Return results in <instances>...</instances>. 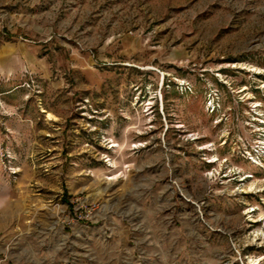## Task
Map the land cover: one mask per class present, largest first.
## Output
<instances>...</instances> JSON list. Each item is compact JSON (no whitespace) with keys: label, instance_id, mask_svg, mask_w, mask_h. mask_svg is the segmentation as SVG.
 Listing matches in <instances>:
<instances>
[{"label":"rangeland","instance_id":"374dc122","mask_svg":"<svg viewBox=\"0 0 264 264\" xmlns=\"http://www.w3.org/2000/svg\"><path fill=\"white\" fill-rule=\"evenodd\" d=\"M260 100L264 0H0V264H264Z\"/></svg>","mask_w":264,"mask_h":264},{"label":"built area","instance_id":"2783aa9c","mask_svg":"<svg viewBox=\"0 0 264 264\" xmlns=\"http://www.w3.org/2000/svg\"><path fill=\"white\" fill-rule=\"evenodd\" d=\"M254 115L253 119L250 121L249 125L257 132H259L261 136H259V140L254 147L253 150L247 151V155H245L246 159L251 163L257 165H263L264 162V102L255 101L251 107ZM263 257L256 258L252 257L249 259L248 264H261ZM238 264H244L241 260Z\"/></svg>","mask_w":264,"mask_h":264},{"label":"bare ground","instance_id":"6f19581e","mask_svg":"<svg viewBox=\"0 0 264 264\" xmlns=\"http://www.w3.org/2000/svg\"><path fill=\"white\" fill-rule=\"evenodd\" d=\"M48 117L53 119L55 118V115H53L52 113H49Z\"/></svg>","mask_w":264,"mask_h":264}]
</instances>
